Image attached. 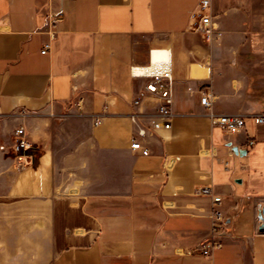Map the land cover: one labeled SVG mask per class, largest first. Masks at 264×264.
Returning <instances> with one entry per match:
<instances>
[{
	"label": "crops",
	"instance_id": "0c3cea01",
	"mask_svg": "<svg viewBox=\"0 0 264 264\" xmlns=\"http://www.w3.org/2000/svg\"><path fill=\"white\" fill-rule=\"evenodd\" d=\"M197 4L0 0V264H264V0H212L210 41ZM151 56L138 71L169 58L173 118L141 156L129 114L147 80L130 70ZM205 94L243 130L213 126ZM20 127L29 148L13 152ZM200 186L221 197L222 231Z\"/></svg>",
	"mask_w": 264,
	"mask_h": 264
},
{
	"label": "built area",
	"instance_id": "2783aa9c",
	"mask_svg": "<svg viewBox=\"0 0 264 264\" xmlns=\"http://www.w3.org/2000/svg\"><path fill=\"white\" fill-rule=\"evenodd\" d=\"M212 0H198L197 7L190 15L193 28L201 32L205 38L210 41L217 39L219 33L213 25L211 14ZM56 20L51 18L50 24H55ZM49 45L45 44L41 53H46ZM151 55V54H150ZM152 66V56L146 66L132 67L130 70L131 76L135 78H145L147 83L141 93L136 95L131 100L133 112L129 114V118L133 125L130 149L138 152L141 156H148L149 150L143 143L147 135L154 131L168 130L171 126L173 112V79L171 75V63L168 59H160L155 62V68L150 73H140L138 70ZM145 99H150L155 102L152 110L144 112L140 108L144 105ZM213 97L210 94H205L200 97V104L207 109L208 119L211 124L218 127L226 134H237L241 132L245 125V116L243 115H217L211 112ZM81 100L77 101L76 106L80 107ZM101 122L100 117L94 119L93 125L97 126ZM254 126H264V112L252 116ZM251 146L253 141L248 142ZM29 148L23 128H17L13 133V144L11 150L19 152ZM198 196L208 197L211 200V209L209 218L211 220V229L214 233L222 231L225 227L224 215L219 209L221 197L213 194L209 186H200L195 190ZM221 247V243L216 240H211L201 248L202 255H209L213 249Z\"/></svg>",
	"mask_w": 264,
	"mask_h": 264
},
{
	"label": "water",
	"instance_id": "95a60500",
	"mask_svg": "<svg viewBox=\"0 0 264 264\" xmlns=\"http://www.w3.org/2000/svg\"><path fill=\"white\" fill-rule=\"evenodd\" d=\"M229 146H230V144H229ZM232 151L234 153H240L241 150H239L237 147H232ZM258 219L261 223L259 230L263 231L264 230V206L260 207V209H259Z\"/></svg>",
	"mask_w": 264,
	"mask_h": 264
}]
</instances>
